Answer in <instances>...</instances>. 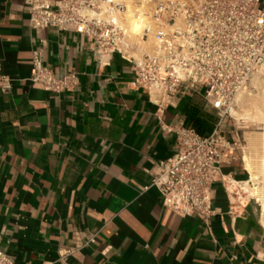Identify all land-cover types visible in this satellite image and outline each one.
Instances as JSON below:
<instances>
[{
    "label": "crops",
    "instance_id": "crops-1",
    "mask_svg": "<svg viewBox=\"0 0 264 264\" xmlns=\"http://www.w3.org/2000/svg\"><path fill=\"white\" fill-rule=\"evenodd\" d=\"M26 2L0 0L12 79L0 91V249L16 264H264L262 207L239 186L250 179L242 150L222 166L208 220L169 210L151 185L178 150L186 104L203 98L159 110L132 84V63L116 53L103 64L80 34L31 27ZM34 52L58 76L78 72V87L33 84Z\"/></svg>",
    "mask_w": 264,
    "mask_h": 264
},
{
    "label": "built area",
    "instance_id": "built-area-1",
    "mask_svg": "<svg viewBox=\"0 0 264 264\" xmlns=\"http://www.w3.org/2000/svg\"><path fill=\"white\" fill-rule=\"evenodd\" d=\"M134 1L149 2L151 15L160 24L154 52L144 45L148 29L139 41L132 40L124 23L126 0H27L25 7L31 27L80 34L92 42L103 64L116 53L132 63L136 74L132 84L147 90L159 110L200 96L216 112L208 136L187 124L174 130L178 150L157 163L151 184L169 210L208 220L214 213V184L227 182L222 166L243 149L241 137L228 135V123L239 96L255 89L264 65V0ZM30 80L46 91L63 93L78 87L80 75L72 70L58 76L34 52ZM11 88L12 79L0 59V91ZM0 264L16 263L0 249Z\"/></svg>",
    "mask_w": 264,
    "mask_h": 264
},
{
    "label": "bare ground",
    "instance_id": "bare-ground-1",
    "mask_svg": "<svg viewBox=\"0 0 264 264\" xmlns=\"http://www.w3.org/2000/svg\"><path fill=\"white\" fill-rule=\"evenodd\" d=\"M128 4V10L125 14V24L128 28V32L132 40H140V36L144 34L145 29H148V38L144 43L146 51L154 52L155 50V31L159 27V22L155 20L150 12L152 5L144 1L142 4L135 3L134 0H126ZM261 73H264V65L261 69ZM255 84L258 85L257 102L252 103V108L256 111L260 119H264V114L260 111V102L264 101V78L260 76L255 78ZM254 94V92H246L241 96ZM240 97V96H239ZM239 100V99H238ZM233 116L240 117L238 111H232ZM249 153L252 150L264 149V132L259 134H247ZM261 153V152H260ZM261 159H253V156L247 154L244 156L245 168L250 174V179L246 182V185H241V190L248 193L250 197L256 199L262 207V224L264 225V156ZM238 188V187H236ZM235 191V186L233 187ZM240 190V191H241Z\"/></svg>",
    "mask_w": 264,
    "mask_h": 264
},
{
    "label": "rangeland",
    "instance_id": "rangeland-1",
    "mask_svg": "<svg viewBox=\"0 0 264 264\" xmlns=\"http://www.w3.org/2000/svg\"><path fill=\"white\" fill-rule=\"evenodd\" d=\"M258 76L264 78V73L260 72ZM254 87L255 89L252 91V93L254 92V94L244 95L243 97L241 96L243 93L240 95L239 100L237 102V106L234 109L238 111L240 117L236 118L232 115L233 118L230 119L228 123V130L234 131L235 129H238L240 132L243 133V137L245 139H242V157L247 154H250L251 156H253V159H261L260 157L264 156V149L252 150V153H249L246 150L249 147L248 141L246 139L247 134H259L264 132V119H260L261 116L258 117L256 111L251 106L253 102H257L256 98L259 91L258 85L254 84ZM202 102L204 104V101ZM206 109L208 112L214 113L213 110L209 107H207ZM260 111H262L264 114V101L260 102ZM228 135H231V132Z\"/></svg>",
    "mask_w": 264,
    "mask_h": 264
},
{
    "label": "trees",
    "instance_id": "trees-1",
    "mask_svg": "<svg viewBox=\"0 0 264 264\" xmlns=\"http://www.w3.org/2000/svg\"><path fill=\"white\" fill-rule=\"evenodd\" d=\"M187 125H191L200 135H210L215 127L217 117L214 113L204 110L202 100L188 102L184 109Z\"/></svg>",
    "mask_w": 264,
    "mask_h": 264
}]
</instances>
